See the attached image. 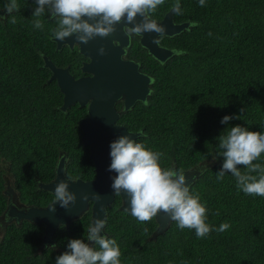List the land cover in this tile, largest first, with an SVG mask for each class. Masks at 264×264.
<instances>
[{"label":"trees","instance_id":"obj_1","mask_svg":"<svg viewBox=\"0 0 264 264\" xmlns=\"http://www.w3.org/2000/svg\"><path fill=\"white\" fill-rule=\"evenodd\" d=\"M175 3L165 0L159 8L166 11ZM179 4L183 14H175L177 19L190 17L193 25L163 37L180 54L161 62L142 53L148 65L142 69L153 78L152 93L147 106L138 101L119 122L143 132L137 142L164 153L162 167L200 170L189 188L206 204L213 231L198 238L195 230H181L172 221L154 236L156 217L139 222L120 208L117 195L108 208L105 235L117 241L121 264H264V197L244 194L230 173L216 178L223 164L221 134L236 125L264 132V0ZM31 5L19 6L15 23L12 16L0 22V215L7 207V182L24 202L54 199L39 183L55 177L61 154L68 177L96 175L78 125L86 109L79 103L60 108L63 93L56 80L48 82L50 72L39 54L51 49L48 21L44 14L43 31L35 29L36 5ZM225 115L241 117L221 124ZM254 163L264 164V154ZM222 223L230 227L216 231ZM90 224L87 211L69 227L62 225L54 234L55 249L42 246L43 223H12L0 235V264H55L69 240H86Z\"/></svg>","mask_w":264,"mask_h":264},{"label":"clouds","instance_id":"obj_2","mask_svg":"<svg viewBox=\"0 0 264 264\" xmlns=\"http://www.w3.org/2000/svg\"><path fill=\"white\" fill-rule=\"evenodd\" d=\"M34 3L33 27L43 31L44 24L40 17L47 11L48 16L56 22L50 36L59 41L75 36L79 42L87 44L97 36L106 38L115 33L119 24L124 25L123 32L129 41L134 36L142 37L144 33L155 32L162 37L166 32L152 18L165 0H34ZM198 3L201 7L205 6V0H198ZM4 10L6 14L0 15V22L12 16L11 22L15 23L13 13L20 10L17 0H9ZM172 11L176 15L183 14L179 0L172 6ZM112 43L120 46L118 40ZM153 43L159 44L160 39H154ZM99 52L103 55L105 49L100 48ZM174 54L180 53L174 50ZM144 103L147 106L148 101ZM240 111L243 113L244 109ZM240 117L225 115L221 124H228L230 120ZM218 140L223 164L216 173L217 180H223L225 174L230 173L236 179L237 188L244 194L264 197V164L254 163L264 154V132L236 125L221 134ZM110 149L111 164L108 170L116 173L112 177L111 188L115 195H121V192L127 194L130 213L139 222H150L159 212H163L181 230H195L198 238H204L213 231L207 223L206 204L201 202L198 193L190 191L184 171L162 167L164 153L147 148L127 134L114 140ZM241 167L246 171L242 172ZM54 197L50 209L53 212L57 202L68 209L70 203L76 200L64 181L55 186ZM83 199L87 200L88 197L85 195ZM96 199L100 197L97 195ZM105 224L106 218L93 220L86 240H69L67 250L56 257L55 264H121L122 253L117 241L101 235ZM229 227L228 223H222L216 231L223 232Z\"/></svg>","mask_w":264,"mask_h":264},{"label":"water","instance_id":"obj_3","mask_svg":"<svg viewBox=\"0 0 264 264\" xmlns=\"http://www.w3.org/2000/svg\"><path fill=\"white\" fill-rule=\"evenodd\" d=\"M156 21L166 29V36L176 35L188 27L187 22H174L172 7L162 20ZM157 38L158 34L155 32L144 33L140 42L153 57L164 62L174 55V50L153 43V40ZM113 40L120 41V46H115L112 43ZM62 42L58 40L59 46ZM64 42H68L71 46L77 42L80 52L91 58V61L85 64L83 69L92 75L76 79L68 68L57 67L49 58H45V66L52 71L49 81L56 80L63 93V103L60 106L62 110H66L76 103H79L80 106H88V115L81 119L79 126L83 130L82 143L90 148V156L96 166V176L89 180L80 177L69 178L65 172L66 156L62 155L55 169V177L48 182H40L39 187L54 193L55 186L60 181H64L68 184L69 191L75 194V203H70L68 209H65L57 202L54 205V212L50 210L54 202L44 208L31 207L21 213L11 210L12 216L19 214V220L28 219L38 224L44 223L46 226L43 237L45 243L52 241L55 231L61 224L69 227L90 207L92 211L91 224L97 218H106L107 220L108 207L112 205L117 196L111 188L112 177L116 173L108 170L111 164L110 144L121 135L127 134L130 138L137 139L143 134L142 131L129 130L125 124L118 122L121 114L117 108V102L122 100L124 110H129L138 101L147 100L152 93L151 76L142 72L139 64L134 60L123 58L125 53L123 47L127 45L128 37L122 30H116L106 38L97 36L87 44L79 42L75 36L66 38ZM100 48L105 49L103 55L99 52ZM184 173L187 183L190 185L200 174V170L193 167ZM85 195L88 197L87 200L83 199ZM97 195L100 197L98 200L96 199ZM120 196L122 198L120 208L130 211L127 194L121 192ZM90 202H92V206H90ZM156 220L158 227L154 236L168 229L172 222L163 212L157 214ZM4 232L0 226V235L2 236ZM103 234L104 230L101 232V235Z\"/></svg>","mask_w":264,"mask_h":264},{"label":"flooded vegetation","instance_id":"obj_4","mask_svg":"<svg viewBox=\"0 0 264 264\" xmlns=\"http://www.w3.org/2000/svg\"><path fill=\"white\" fill-rule=\"evenodd\" d=\"M9 0H0V15H5V10H4V5L6 3H8ZM17 3L19 6L23 7V5H25V3H27L29 6H32L31 4H35L34 3V0H27L26 2H24L23 0H17ZM173 6V5H172ZM171 6V7H172ZM162 7V6H161ZM170 7V8H171ZM169 8V9H170ZM163 7L162 8H157V10L155 11V13L152 14V18L155 19V20H162L166 13L168 12V10L166 11H163ZM45 15H46V18H47V21H48V25L46 26V28H48V35H49V44L51 46V49L48 50V53L43 52V51H40L39 54L41 56V58L43 59L44 61V66H45V58H49L51 61L54 62V64L59 67V68H68L69 69V72L76 78V79H79V78H82V77H88V76H91L92 73L88 72V71H85L83 69L84 65L89 63L91 61V58L82 54L79 50V47H78V44L77 42H74V45L71 46L68 42H62L61 45L59 46V43H58V40L51 37L50 36V32L51 30L56 26V22L54 20L51 19L50 16H48V13L47 11L45 12ZM139 20V17L137 18ZM193 20L190 18V17H186V18H182V19H177L176 15L174 14V22L175 23H183V22H187L188 23V27L189 28L191 25H193ZM123 24H119L116 26V29L117 30H122L123 31ZM129 26H132V25H129ZM186 28V29H187ZM166 36V35H164ZM140 36H134L132 37L131 41H129L128 39V43L127 45H125L123 48L127 49L123 55V58L125 59H129V60H134L135 62H137L140 66V69L142 72L148 74L149 76H151L152 78V75L149 74L147 71L143 70L142 67L144 68H147V63L145 61V56L142 54V53H148L149 55H151L148 50L141 44L140 42ZM158 39H160V43L159 45L160 46H164V47H168V48H171L170 46H168L166 44V41H164V37H158ZM172 50H175L173 48H171ZM53 50V51H52ZM146 51V52H145ZM50 52V53H49ZM152 56V55H151ZM159 61V60H158ZM46 67V66H45ZM50 74H49V78H48V82L51 75H52V71L46 67ZM51 81H54V80H51ZM152 82H153V78H152ZM120 105V107H119ZM81 107H85L86 109V113H87V108L88 106H81ZM117 108L120 112V114H122V112L124 111H127V110H124V107H123V101L120 100L117 102ZM68 109V108H67ZM131 109V108H130ZM88 113L85 115V116H82L79 120V122L81 121L82 118H85L87 117ZM121 117V116H120ZM79 122H78V125H79ZM119 122V120H118ZM121 123V122H119ZM124 124V123H123ZM80 127V126H79ZM81 129V128H80ZM82 130V129H81ZM82 133H83V130H82ZM62 156V154H61ZM63 156H66V155H63ZM67 160V158H66ZM66 172V171H65ZM96 176V175H95ZM71 178V177H69ZM78 178V177H76ZM95 178V177H94ZM75 179V178H74ZM93 179V178H92ZM6 188H5V193L7 194L8 196V200H7V207L6 209L3 211V214L5 213L4 216L0 215V226H1V229L3 231H5V227L12 224V223H16L18 225H20L23 221L25 220H28V219H21L19 220L18 217H19V214H16L15 216H12L11 214V210H14L16 213H21V212H25L27 211L29 208L31 207H46L48 206L50 203H53L55 198L52 199V200H49L47 201L46 203H43V202H40V203H27V202H24L20 199V194H19V191H17L16 189H14L13 187L10 186L9 182L6 183ZM90 206H92V202H90ZM122 205V203H121ZM120 205V206H121ZM9 207V208H8ZM110 207V206H109ZM108 207V208H109ZM8 208V209H7ZM7 210V211H6ZM87 211H91V207L89 210ZM86 211V212H87ZM85 212V213H86ZM91 214H92V211H91ZM108 215V214H107ZM15 217H17L15 219ZM32 222V221H31ZM35 223V222H34ZM38 224V223H37ZM41 224V223H40ZM44 224V223H43ZM64 225V224H61L59 226V228ZM71 225V224H70ZM91 225V224H90ZM45 226V224H44ZM66 226V225H64ZM46 227V226H45ZM45 227H44V234H45ZM67 227V226H66ZM106 227V226H105ZM58 228V229H59ZM57 229V230H58ZM56 232V231H55ZM44 234H43V237H44ZM55 234V233H54ZM105 235V229H104V234ZM42 237V239H43ZM52 246L53 248L55 249H58V244H57V241L56 239L54 238V235L52 237V241L49 242V243H45L44 240H43V245L42 246Z\"/></svg>","mask_w":264,"mask_h":264}]
</instances>
